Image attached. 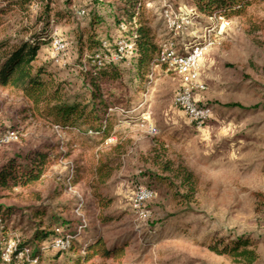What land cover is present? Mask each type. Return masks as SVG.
<instances>
[{"label": "rangeland", "instance_id": "obj_1", "mask_svg": "<svg viewBox=\"0 0 264 264\" xmlns=\"http://www.w3.org/2000/svg\"><path fill=\"white\" fill-rule=\"evenodd\" d=\"M117 1L52 0L51 25L46 31L48 43L42 45L40 59L49 65L58 80L66 83V92L72 99L90 96L81 70L89 66L91 53L84 49L83 55L80 54L82 33L84 41L94 31L98 40L113 43L124 32L118 26L123 18L118 22L115 19ZM142 2L145 17L157 29L160 46L174 36L164 19L168 5L176 12L183 6L184 13L192 19L188 29L192 27L199 33L212 23L221 24L219 18L211 20L210 15L200 13L191 0ZM45 3V0H36L29 17L9 12L5 16V34L29 37L41 30L43 25L38 24L36 30L21 32L37 22ZM82 9L86 15H78ZM57 12L65 18L59 20ZM216 14L224 16L229 24L202 59V80L208 88L198 92L197 98L201 105L212 108L213 118L201 127L191 122L175 104L180 78L164 67L153 71V64L145 76H140L133 56L117 64L123 78L104 88L106 98L112 94L116 104L109 111L113 114V136L106 141L57 129L53 123L35 116L22 94L0 88V136L14 129L20 132L18 140L0 145V163L11 157L25 163L26 155L36 149L57 146V153H63L62 157L54 158L39 183L6 192L0 189V194H9L2 202L25 208L38 203L36 194H39L42 204L54 208L57 203L47 200L58 197L61 209L66 210L61 216L71 220L79 232L87 233V238L98 235L108 246L127 243L124 260H109L106 264H232L227 257L212 252L208 245L240 234L256 241L260 254L257 264H264V172L261 171L264 165L259 164L258 173L230 172L231 163L224 164L227 160L222 149L224 140L219 137L223 119L250 117L264 123V4L249 7L245 17ZM54 30L68 43V63L64 67L51 59L49 36ZM233 102H242L252 109L227 106ZM257 132L262 145L255 154L261 159L264 158V125H258ZM117 143L123 144L125 154L113 164L116 168L113 176L97 187L93 172L100 153L109 154ZM163 162L183 164L194 174L197 189L189 201L181 197L184 191L177 188L178 180L172 186L164 179L172 178V174L161 167ZM78 170L79 174L74 173ZM74 174L84 180L73 182ZM141 187L151 188L155 196L138 209L133 197ZM94 190L113 200L105 212L116 219L106 226L99 224L100 210ZM20 218L18 214L8 222L9 233L16 241L31 236L35 227L29 219L19 223ZM16 224L19 225L15 227ZM81 224L86 229H81ZM48 247L49 241H45L44 251ZM57 254L52 248L44 255L42 264ZM70 258L66 251L58 261L70 263ZM29 259L18 258L12 264H35ZM97 262L104 261L98 258Z\"/></svg>", "mask_w": 264, "mask_h": 264}, {"label": "trees", "instance_id": "obj_2", "mask_svg": "<svg viewBox=\"0 0 264 264\" xmlns=\"http://www.w3.org/2000/svg\"><path fill=\"white\" fill-rule=\"evenodd\" d=\"M3 1L0 0V88L22 94L30 104L29 110L35 116L59 125L65 132H78L79 135L87 136L89 131H93L94 134L91 136L100 137L105 141L112 137L113 114L109 111L116 104L112 101V94L109 93L110 97L106 98L104 88L121 80L123 74L116 64L106 63L99 67L93 63V57L101 48L103 40H98L94 31L90 32L86 41L83 40V33L80 36V54L83 55L84 49L91 53L88 56L89 66L81 70L90 96H82V98L77 96L72 99L66 92V83L58 80L49 69V65L40 59L41 47L48 43L46 31L51 25L52 0H45L43 12L35 24L22 29L21 32L27 33L30 29L36 30L38 24L43 25L41 30H36L29 37L6 35L5 16L13 12L29 17L36 0ZM191 1L200 13L210 16L222 13L229 18L245 17L248 15L249 7L264 4V0ZM115 5L116 21L123 18L118 23L124 31L122 35H137L136 68L138 75L145 76L161 51V46L157 41V29L153 28L152 21L145 17V3L142 0H118ZM56 16L59 20L65 18L61 12H57ZM94 23L95 20L92 25ZM126 28L129 29V33L126 32ZM227 106L245 108L240 102H233ZM52 151H55V154L52 155ZM57 151H59L57 146L45 150H31L26 155L25 163L20 162L17 157H11L0 163V189L6 192L39 183L43 180L45 172L52 166L54 158L58 159L63 156V153H57ZM124 154V146L121 143L111 147L109 154L100 153L93 172L97 187L103 186L113 176L116 170L113 164L120 161ZM156 159L158 161V157ZM161 167L172 174V178L165 177L164 179L172 186L178 180L180 184H177V188L184 191L181 197L189 201L197 189L194 174L183 164L175 166L170 162H163ZM74 173L79 174V170ZM77 174L71 178L75 183L84 180V178H77ZM36 195L38 203L18 208L14 204L2 202L9 197V194L3 192L0 194V264H6L1 244L11 237L8 222H12V217L18 214L21 215L19 223L22 221L26 223L29 219L35 227L31 236L19 240L17 251L12 255L11 264L18 259V253L25 249L30 250L31 257H38L35 264H42L44 255L52 250L51 241L56 237L68 235L71 237L69 247L57 250L58 254L48 258L47 264H106L109 260H124L127 243L124 246L118 243L108 246L107 241L98 235L87 238V233L79 232L78 228L73 227L71 220L61 216L66 210L61 209L62 204L57 202L58 197L48 198L47 201L57 203L52 208L50 205L42 204V197L39 194ZM93 195L96 197L100 210L99 224L106 226L114 222L116 218L105 212L111 206L112 198H106L98 190H94ZM56 209H59L58 212ZM59 221L62 222L59 224ZM18 225L16 224L15 227ZM80 226L81 229L85 228L82 224ZM77 238H81L82 242H78ZM45 241H49V247L44 251ZM208 248L219 256L227 257L232 264H257L260 260L256 241L246 234L220 238L215 244L208 245ZM66 251L71 257L70 263L59 262L58 259ZM98 258L104 262H97Z\"/></svg>", "mask_w": 264, "mask_h": 264}, {"label": "built area", "instance_id": "obj_3", "mask_svg": "<svg viewBox=\"0 0 264 264\" xmlns=\"http://www.w3.org/2000/svg\"><path fill=\"white\" fill-rule=\"evenodd\" d=\"M183 6L176 12L171 5L164 10V19L172 35L161 44V51L153 63L154 68L164 67L167 72L175 73L181 80V87L175 94V104L180 107L188 116L191 122L198 127L203 126L213 118V111L210 106L201 105L197 98L198 92L207 90V84L202 80V59L206 52L217 43L219 35L223 34L228 20L222 15L214 14L211 20H221V24L212 23L206 26L203 32L199 33L194 28L188 29L190 22L189 15L184 13ZM78 15H86L84 9L78 11ZM179 35V36H178ZM51 39V59L54 64L59 66L67 65L68 43L54 30L50 33ZM137 48V35H119L113 43L108 40L102 42L101 48L95 53L93 63L101 67L106 63L120 64L129 57H135ZM113 108L110 109V111ZM61 129L59 125H55ZM152 132H155L152 129ZM93 135V131L88 132ZM18 130H10L0 138V145L19 139ZM155 192L151 188H139L133 197L135 206L139 207L146 201L152 199ZM264 216V208H263ZM71 237H56L51 241L52 248L62 250L69 247ZM19 241L11 236L1 244L3 259L11 261L13 253L17 251ZM4 245V246H3ZM29 257L30 262L37 263L38 257H31L30 250L25 249L18 253V258Z\"/></svg>", "mask_w": 264, "mask_h": 264}, {"label": "crops", "instance_id": "obj_4", "mask_svg": "<svg viewBox=\"0 0 264 264\" xmlns=\"http://www.w3.org/2000/svg\"><path fill=\"white\" fill-rule=\"evenodd\" d=\"M245 108L247 107L240 102ZM239 108V107H231ZM222 126H220L219 137L224 140L222 149L226 153L225 166L227 163H231L228 167L230 172L234 174H245V173H258L259 164L264 165V158H257L255 152L260 148L258 140L257 126L264 125L263 121L259 122L258 119L250 117H238L234 119H223ZM264 147V145L262 146ZM253 158H255L253 160ZM264 172V168L262 170Z\"/></svg>", "mask_w": 264, "mask_h": 264}]
</instances>
